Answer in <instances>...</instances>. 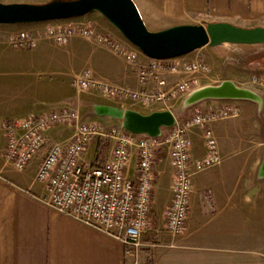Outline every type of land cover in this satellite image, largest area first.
Instances as JSON below:
<instances>
[{"label": "crops", "instance_id": "0c3cea01", "mask_svg": "<svg viewBox=\"0 0 264 264\" xmlns=\"http://www.w3.org/2000/svg\"><path fill=\"white\" fill-rule=\"evenodd\" d=\"M132 1L145 27L151 32L217 22L247 29L264 28V0ZM26 3L34 4L29 0ZM76 19L53 23L91 22L98 33L124 42V38L104 18L100 20L84 16ZM37 26L31 24L25 29ZM0 31L9 29L0 27ZM225 46L228 45L214 48L215 57H210L204 47L181 59L208 60L209 56L215 66L221 61L220 56L225 54ZM229 46L239 47V53L253 47ZM3 70L10 73L12 79L0 83V121L48 113L54 108L33 113L42 103L36 99L47 92L64 94L61 107L79 113L85 108L87 117L95 116V106H108L143 115L170 111L176 122L180 123L196 110L205 111L227 104L239 106V117L210 126L217 139L222 163L217 167L216 177L204 181L196 179L198 174L193 177L194 193L190 199L187 229L178 238H172L164 229L163 214L171 200L172 170L166 149L158 152L151 202L153 230L142 236L140 262L147 264L150 259L153 264H264V87L251 81L254 76H264V66L258 61L239 65V80L242 81L239 84L233 78L213 81L209 77L202 80L199 88L216 87L230 81L236 87L251 92L257 99L239 102L206 99L189 105L187 100L194 92L167 107L152 105L148 108L117 99H107L106 103L102 100L106 98L96 92H75L72 80L83 70H90L98 81L133 91H148L153 87L140 86L134 70L121 58L108 48L85 39L74 38L65 46L43 41L30 51L13 50L3 40L0 42V76L4 74ZM41 75L46 77L42 78ZM67 89L69 91L65 95ZM71 90L76 96L71 95ZM14 91L22 94L14 98ZM18 112H25L26 115L10 117ZM111 120L104 122L106 127L119 126V121ZM70 136L67 128L49 130L46 134L47 145L41 155L52 143L63 142ZM251 136L256 138L252 141L253 146L247 145ZM189 140L191 159L202 158L205 155L202 131L192 129ZM107 143L109 147L105 149ZM112 146L111 142L93 140L84 155V162L93 147L94 161L90 164L104 163L110 157ZM4 147L5 138L0 134V264H128L121 242L61 215L45 204L44 188L36 181L41 155L24 171H17L4 160ZM135 169L136 157L133 155L127 167L130 178L134 177ZM205 191L211 192V207L203 203L201 194Z\"/></svg>", "mask_w": 264, "mask_h": 264}, {"label": "built area", "instance_id": "2783aa9c", "mask_svg": "<svg viewBox=\"0 0 264 264\" xmlns=\"http://www.w3.org/2000/svg\"><path fill=\"white\" fill-rule=\"evenodd\" d=\"M51 23L16 32L0 31V42L5 40L16 51H30L43 41L65 46L74 38L85 39L121 58L134 70L140 86H153L148 91H133L98 81L90 70H83L71 83L77 93L96 92L106 99L131 101L145 108L167 107L198 91L202 80L211 74L209 63L202 58L149 59L125 39L119 42L98 33L91 22ZM251 81L264 87V76H254ZM240 114L236 104L196 110L191 117L163 129L160 137H149L85 122L77 110L60 107L39 116L0 121V134L5 138L3 158L15 170L24 171L43 152L49 130L69 129L71 136L67 140L52 143L41 155L36 181L44 188L45 204L121 242L127 263L142 264V236L153 230L151 202L158 152L166 149L172 170L171 200L163 214L164 229L172 238H178L187 229L193 177L222 163L211 124ZM194 128L202 131L205 145V155L196 160L191 159L189 140V132ZM95 139L113 144L110 157L102 164L85 163L84 155ZM133 155L136 169L130 178L127 167ZM201 197L211 207V192H202Z\"/></svg>", "mask_w": 264, "mask_h": 264}, {"label": "water", "instance_id": "95a60500", "mask_svg": "<svg viewBox=\"0 0 264 264\" xmlns=\"http://www.w3.org/2000/svg\"><path fill=\"white\" fill-rule=\"evenodd\" d=\"M97 13L103 17L132 46L149 59L168 60L189 55L204 47L222 45H264V28H241L229 23L182 25L158 32L145 27L132 0H53L43 5L0 4V25H31L70 20ZM254 100L251 92L240 89L230 81L208 87L192 94L187 103L201 100ZM94 115L120 122L136 135L160 137L162 130L174 126L170 111L143 115L130 110L95 106Z\"/></svg>", "mask_w": 264, "mask_h": 264}, {"label": "rangeland", "instance_id": "374dc122", "mask_svg": "<svg viewBox=\"0 0 264 264\" xmlns=\"http://www.w3.org/2000/svg\"><path fill=\"white\" fill-rule=\"evenodd\" d=\"M29 1L31 3H34V5H43V4L52 2L53 0H29ZM0 4H27V3H26V0H0ZM88 17H90V18L92 17L93 19L95 17V18H98L100 20H104L100 15H97L95 13L92 14L91 16H86V18H88ZM56 22H58V21H56ZM51 24H54V23L52 22ZM28 26H30V25H0L1 29H2V27H6L9 29V31H14V32H16L20 29H25ZM223 48H224V50H226L225 54L220 56L221 61L216 63L215 66L212 63V58H210L212 56L215 57L214 53H213L215 49L209 48V47H206V49H205V52L206 53L208 52L210 57L208 56V60L204 59V58H203V60H206L209 63V65L211 67V72L213 70V72H212L213 74L211 73L209 75V77H212L213 81H221L223 79L233 78L239 84V82H242L239 80V65L243 66L247 63H250L251 61L252 62L258 61V63H260L261 66H264V45H256L253 47H249L246 49L247 52H245V53L244 52L239 53V47H231L228 45V46H225ZM233 50H236V51H233ZM180 58H182V57H180ZM3 72H4V74L2 76H0V83L7 80V79H10V80L12 79V76L10 73L6 72V70H3ZM45 75H41V77L45 78L46 77ZM74 90H71L70 93H71V95L76 96V94H75L76 91L74 92ZM67 91H69V90L68 89L65 90V92H66V93L64 92L65 95L67 94ZM12 93H13L12 97H14V98H17L22 94V93L18 94V92H15V91ZM43 95L44 96L42 98L36 99L37 101H40L42 103H40V106L38 107L39 110L37 109L33 113H37L38 111H42L46 108H47V110H50L52 108L57 109V108L61 107V103H63L62 99H64L63 98L64 94L58 93V92H55V93H50V92L48 93L47 92V93H44ZM102 100L104 102L108 101L107 99H102ZM106 103H108V102H106ZM25 112L12 113L10 115V117H24V115H26ZM80 113L79 114H80L81 119H83L85 122H94V123H97V124L102 125V126H107V124H105L104 122H106L107 120L112 121L108 117H98V116L87 117V116H85L87 113V110L85 108H82ZM254 139H256L255 136H251V138H249V140H248L249 142H247V145L253 146L254 144L252 143V141ZM104 147H105V149H108V147H109L108 143L105 144ZM85 161L88 164H90L91 162L94 161V149H93V147L88 151V153L85 157ZM217 170H218L217 167L208 169V170L198 174L196 176V179L199 181H201V180L204 181L207 178L216 177Z\"/></svg>", "mask_w": 264, "mask_h": 264}, {"label": "trees", "instance_id": "16d2710c", "mask_svg": "<svg viewBox=\"0 0 264 264\" xmlns=\"http://www.w3.org/2000/svg\"><path fill=\"white\" fill-rule=\"evenodd\" d=\"M147 264H153L150 259H148Z\"/></svg>", "mask_w": 264, "mask_h": 264}]
</instances>
